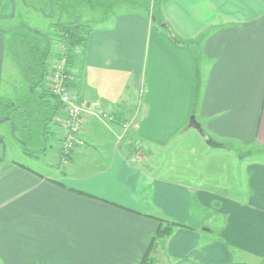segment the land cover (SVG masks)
<instances>
[{
    "label": "crops",
    "instance_id": "obj_1",
    "mask_svg": "<svg viewBox=\"0 0 264 264\" xmlns=\"http://www.w3.org/2000/svg\"><path fill=\"white\" fill-rule=\"evenodd\" d=\"M116 1L70 70L111 120L64 155L60 110L55 168L0 163V264H139L155 218L156 264H264V0Z\"/></svg>",
    "mask_w": 264,
    "mask_h": 264
},
{
    "label": "rangeland",
    "instance_id": "obj_2",
    "mask_svg": "<svg viewBox=\"0 0 264 264\" xmlns=\"http://www.w3.org/2000/svg\"><path fill=\"white\" fill-rule=\"evenodd\" d=\"M52 1L53 0H4V8L0 11V29L9 31L24 25L27 28L20 29H22L21 32L25 34L27 33L26 30L29 29L46 33L49 30V23H55L60 16V8H65L68 19H72L73 15H76L83 24L91 25L92 23L95 25L97 23L93 21L99 19V16L102 15L104 11L108 10L107 7H104L105 5L102 0H92L94 5L92 9H90L88 5H85V0L83 2H81L82 0L58 1L56 4L54 3V5L52 4ZM125 2L129 3L128 0H125ZM121 3H123L122 0H117L115 5L112 4V6H110V10L120 6ZM63 16L65 17V14H63ZM4 36L5 44L3 48L2 65L3 81L1 83L4 87L0 94V98L18 104L19 106L20 102L24 101L25 96L27 95V90L30 91V88L27 87L24 79L11 61L10 44H6V42H13L16 34H14V32H7ZM58 51L59 50L55 45L51 46L47 63L55 58V54ZM76 51L77 52L75 53H79V48H76ZM82 53L83 51L74 55V64L76 66H82L84 63ZM54 62L55 60L53 63ZM35 93L40 94L41 89L35 88ZM15 97L20 98L14 100ZM9 115L11 117L10 120H5L0 123V163H16L29 170L38 171H46L47 167H45L44 164L50 162L51 166L53 165L54 167L53 162H55V160L51 153L54 149L52 142L57 138V133L54 131V128L57 130L56 126L49 124V127L52 130L50 133H48L49 131L47 130V133L45 134L42 123H32L31 120L27 121L26 119L24 121L16 111H11ZM46 147L47 151L44 153L46 156H44L43 152ZM241 150L242 149L239 148L235 149L234 155L236 156L237 154L244 152ZM250 155L251 157H263L261 156V152H257L256 150H251ZM60 167H63V165L60 164ZM56 168L59 169L58 166H56Z\"/></svg>",
    "mask_w": 264,
    "mask_h": 264
},
{
    "label": "trees",
    "instance_id": "obj_3",
    "mask_svg": "<svg viewBox=\"0 0 264 264\" xmlns=\"http://www.w3.org/2000/svg\"><path fill=\"white\" fill-rule=\"evenodd\" d=\"M58 1L65 0H53L52 4L54 5ZM85 5L94 7L92 0H85ZM59 13L60 16L57 21L49 23V30L46 33L29 29L26 30L27 33L25 34L21 32L23 28H27L24 25L9 31L0 29V32L5 35L7 32L16 34L13 42H6V44H10L11 61L24 79L27 87L30 88V91L27 90V97L25 96L24 101L20 102L19 106L0 98V123L10 120L9 113L16 111L22 120H31L32 123L40 122L44 126L45 134L47 130L50 133L49 124L55 123L58 111L62 110V104L58 96L50 91L47 82V77L51 72V66L47 63V59L52 45L62 47L61 50L58 48L59 51L55 54V60L63 63V71L66 75L65 86L77 91L78 84L74 82L70 72L75 67L74 50L76 47L86 48L90 27L88 24H83L76 15H73L72 19H68L65 8H60ZM63 14H65V17ZM35 88H40L41 93L36 94ZM155 219L158 221L159 226L139 264H156L151 253L157 242L169 237L175 228L181 227L180 224L175 222L160 218Z\"/></svg>",
    "mask_w": 264,
    "mask_h": 264
},
{
    "label": "built area",
    "instance_id": "obj_4",
    "mask_svg": "<svg viewBox=\"0 0 264 264\" xmlns=\"http://www.w3.org/2000/svg\"><path fill=\"white\" fill-rule=\"evenodd\" d=\"M66 75L63 63L56 61L51 65L47 77L48 88L57 95L61 104L64 118L60 121L62 127V150L67 155L74 149V138L81 132L89 118L110 119L107 110L98 102L87 98H79L76 91L65 86Z\"/></svg>",
    "mask_w": 264,
    "mask_h": 264
},
{
    "label": "water",
    "instance_id": "obj_5",
    "mask_svg": "<svg viewBox=\"0 0 264 264\" xmlns=\"http://www.w3.org/2000/svg\"><path fill=\"white\" fill-rule=\"evenodd\" d=\"M194 127H195L197 130L201 131V130H200V126H199V124H197L196 122L194 123Z\"/></svg>",
    "mask_w": 264,
    "mask_h": 264
}]
</instances>
